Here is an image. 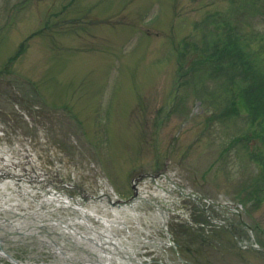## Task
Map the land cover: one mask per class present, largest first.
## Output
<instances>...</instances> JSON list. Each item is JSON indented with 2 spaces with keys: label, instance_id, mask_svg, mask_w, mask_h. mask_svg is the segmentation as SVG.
<instances>
[{
  "label": "rangeland",
  "instance_id": "obj_1",
  "mask_svg": "<svg viewBox=\"0 0 264 264\" xmlns=\"http://www.w3.org/2000/svg\"><path fill=\"white\" fill-rule=\"evenodd\" d=\"M230 35L242 52L248 45V61L237 49L224 55ZM214 53L222 58L210 59ZM258 95L262 111L242 104ZM257 114H264V0H0L5 140L29 142L43 169L57 168L72 183L71 195L138 191L171 207L176 188L150 179L164 171L228 205L241 243L264 247ZM138 204L143 209L133 218L124 212L125 222L145 230L151 221L152 230L160 208ZM170 221L174 245L144 246L146 264H264L262 250L238 246L224 225L205 221L208 233L197 237Z\"/></svg>",
  "mask_w": 264,
  "mask_h": 264
},
{
  "label": "bare ground",
  "instance_id": "obj_2",
  "mask_svg": "<svg viewBox=\"0 0 264 264\" xmlns=\"http://www.w3.org/2000/svg\"><path fill=\"white\" fill-rule=\"evenodd\" d=\"M24 180H21L22 185H25ZM14 181L15 179H13V183H15ZM6 182L0 185V191L5 189ZM11 183L12 182H8V184ZM22 188V192L24 193L34 192V189L25 186L21 187V189ZM35 188L36 190L40 189L38 185H36ZM41 194H45L44 198H27L24 201L2 199L4 201H0V249L9 253L10 250L6 248L7 246L14 248L20 247L21 245L26 246L27 239L33 236V244L35 246L45 247L53 253V257L50 261L51 264H66L63 261L69 259L70 254H74L76 251L74 249H66L68 248L67 245L62 244L51 231L59 229L61 232H67L71 235L75 232L73 228L76 227L74 225L80 224V222L87 224L90 220H96L99 223H106L108 220L104 214L97 212V209L90 204V202H88L89 205L87 202H84L81 196L70 195L68 191H53L45 188L44 192ZM136 197L142 199L146 206L150 204L154 205V203L147 199L141 192L137 191ZM30 201L33 203V207L29 206L31 203ZM102 201L103 203L106 202L104 199ZM62 213L64 216L61 215ZM69 213L75 214L76 217H78L72 221L65 222L69 223L70 226L66 224L61 226L58 221H55L57 219L61 220V218L68 216ZM45 232L48 236L44 238L43 234ZM157 243V246L160 247L162 244L166 243V241H158ZM145 245H155V241L146 237V235H143L141 232L134 233L133 246H131V248L129 247L128 259L120 255L121 259L117 261L114 260L113 264H139L140 260L136 257L135 253L140 251ZM64 247L66 251L63 250ZM9 255L10 259L12 258L13 262H16L12 255ZM1 257L0 255V264H4ZM72 262H68V264H74Z\"/></svg>",
  "mask_w": 264,
  "mask_h": 264
},
{
  "label": "trees",
  "instance_id": "obj_3",
  "mask_svg": "<svg viewBox=\"0 0 264 264\" xmlns=\"http://www.w3.org/2000/svg\"><path fill=\"white\" fill-rule=\"evenodd\" d=\"M230 36H227V38H225V42H224V46H223V50H222V52H224V55H229V54H226V53H228V51L235 52L236 49L237 50H240L242 52V50L238 46L239 45V42H238L237 38L236 37H233V36L230 37ZM247 47H248V45H244L243 52L241 54H239V55L245 56L246 61H248V59L246 57L251 56L250 55L251 53L248 51ZM237 52H239V51H237ZM233 55L236 56L237 53L236 54H233ZM210 57H212L210 59H215V60H219V58H222V57H219L218 55H216V53H214ZM228 59H231V60L235 61L234 58H232V57H229ZM207 60H209V59H207ZM240 97H241V102H243V100H245V99H248L247 96H245V97L244 96H240ZM259 98H260V95L255 96V99L253 100V102L252 101H249V99H248L245 103H242V104L244 106H246V105H248L246 103H249V105H251V107H252L253 104L255 106L257 104L258 105V109L260 111H262L263 110V106L259 102L255 101V100L259 99ZM257 115L260 116V120L263 123L262 124V127H261V131H263L264 130V114H257ZM257 118H259V117H257ZM263 177H264V175H263Z\"/></svg>",
  "mask_w": 264,
  "mask_h": 264
},
{
  "label": "water",
  "instance_id": "obj_4",
  "mask_svg": "<svg viewBox=\"0 0 264 264\" xmlns=\"http://www.w3.org/2000/svg\"><path fill=\"white\" fill-rule=\"evenodd\" d=\"M130 200H132V198H130V199L126 200V201H122V202H129Z\"/></svg>",
  "mask_w": 264,
  "mask_h": 264
}]
</instances>
